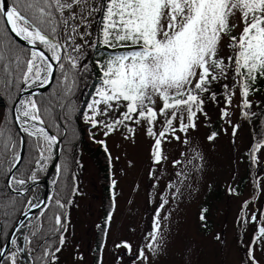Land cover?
<instances>
[{"label": "snow or ice", "instance_id": "snow-or-ice-1", "mask_svg": "<svg viewBox=\"0 0 264 264\" xmlns=\"http://www.w3.org/2000/svg\"><path fill=\"white\" fill-rule=\"evenodd\" d=\"M100 3L102 8L93 7L90 0H12L11 6L7 0L0 2V16L5 18L11 32L30 46L16 47L6 35L0 34V88L11 94L27 91L32 86L43 87L50 83L57 68L67 80L70 74L74 77L80 67V56H73L72 52L79 54L85 44L109 49L107 57L96 62L100 83L84 113L85 119L92 127L103 128L104 136L124 128L134 137L136 129L129 126L130 123L141 125L145 133L154 138L151 155L157 164L167 159L163 149L165 142L170 138L180 140L177 132L195 129L198 115L207 116L206 100L217 102L214 89L223 88L222 119L231 122L229 108L237 90L241 114L249 120L255 115L246 109L252 106L248 97L258 90L255 88L257 80L264 78V0H100ZM97 11L103 12L101 37L92 44L86 39L91 35L87 29L91 27L89 16ZM237 27L240 31L234 34ZM69 90L70 85H65L63 92L48 100L30 94L21 97L14 106L15 122L36 144L39 158L35 160V167L29 169L30 174L12 173L21 156L14 150L16 141L11 130L6 124H0V142L5 147V151L0 152V166L8 164L5 172L12 174L7 187L13 192L30 190L27 185L37 182L39 171L49 159L46 153H52L54 146H58V137L49 131L52 107L55 102L70 108V100L67 105L61 104ZM114 112L118 114L110 118ZM161 118L162 127L156 131ZM238 127L233 126V135ZM216 135L213 132L208 139L214 140ZM260 135L264 137V131ZM98 143L103 145L104 141ZM10 144L13 149L9 152ZM262 150L264 138L257 139L250 149L253 164L259 162L257 153L264 155ZM172 163L179 165L182 161ZM57 171H60L59 165ZM177 175L184 176L183 173ZM262 184L264 181L257 180L258 187ZM229 191L234 193L235 189ZM48 199L58 208L71 203L62 202L58 197ZM166 203L164 200L160 208ZM244 203L247 206L248 201ZM17 208L14 196L0 200L4 217L0 230L9 226ZM26 208L25 216L31 209H37L39 214L29 218L27 223L20 221L19 226L12 225L9 240L12 248L5 252L0 246V258L6 256L7 264H20L21 256L31 257L32 264H57V254L66 240L62 214L54 215V225L49 229L51 232L59 226L55 230L59 231L60 247H56L49 242V232L37 223L50 205L34 196L28 199ZM200 219L205 220L204 212ZM256 219L253 214L251 220ZM160 232L157 219L148 243L138 251L142 264L148 260L145 250L160 254ZM216 240L223 244L221 235H217ZM257 243L264 247V226L258 228L247 248L249 264H259L252 246ZM117 247L131 246L122 241Z\"/></svg>", "mask_w": 264, "mask_h": 264}, {"label": "rangeland", "instance_id": "rangeland-1", "mask_svg": "<svg viewBox=\"0 0 264 264\" xmlns=\"http://www.w3.org/2000/svg\"><path fill=\"white\" fill-rule=\"evenodd\" d=\"M90 4L93 7L101 5L100 0H90ZM97 14L98 11L89 16L91 27L87 31L91 35L86 39L92 44L96 40ZM81 31L85 29L81 28ZM239 31L240 27H237L234 34ZM110 51H98L96 62L106 58ZM71 54L80 56L78 69L83 76L81 83L86 85L94 75L91 47L85 44L79 54ZM99 83L100 80L97 86ZM260 84H264V78L257 80L255 88ZM214 90L217 91V102L206 100L204 111L207 116L198 115L195 129H189L187 133L177 132L180 140L170 138L165 142L163 149L167 159L158 164L153 162L151 155L154 138L149 137L141 125L130 123L129 126L136 129L134 137L124 128L104 136L103 128L87 126L84 122L82 129L90 130V134L77 140L75 133L62 126L61 136L55 134L63 145L62 149L60 146L62 170L56 178L62 180L64 164L71 157L74 183L64 223L66 240L57 254V264L93 263L98 223L106 206L101 158L96 156L95 159L93 155L98 141H104L110 153L115 181V204L99 264H142L138 251L148 243L157 219L162 237L161 252L153 255L145 250L148 260L143 264H249L247 248L258 228L264 226V184L257 186V180L264 181V155L257 153V164L252 163L249 155L257 139L264 138L260 135L264 131V94L250 93L248 99L252 106L246 111L255 115L249 120L241 114V98L237 90L229 108V123L220 116V109L225 107L223 88ZM94 93L95 90L89 103ZM87 111L88 107L84 113ZM117 114L112 113L110 118ZM162 123L163 118L157 123L156 131L161 129ZM234 125H239L236 135L232 134ZM213 132L217 135L210 141L208 136ZM35 153L36 160L39 158L37 149ZM46 155L49 159L44 165L45 170L52 153ZM59 155L58 165L61 161ZM174 160L182 163L173 165ZM230 188L235 192H230ZM164 200L167 203L160 208ZM245 201H248L247 206ZM202 212L205 214L203 221L200 219ZM253 214L257 217L255 221L251 220ZM217 235L222 236L223 244L217 242ZM122 241H127L131 247L118 248ZM252 246L259 264H264V247L259 243ZM56 247H60L58 242Z\"/></svg>", "mask_w": 264, "mask_h": 264}, {"label": "trees", "instance_id": "trees-1", "mask_svg": "<svg viewBox=\"0 0 264 264\" xmlns=\"http://www.w3.org/2000/svg\"><path fill=\"white\" fill-rule=\"evenodd\" d=\"M9 2L12 4V0H9ZM100 7L102 8L103 5L101 4ZM103 21V12L98 11L96 23H95V37L96 41L101 37V24ZM0 34L6 35L7 39L16 47H23L28 48L25 45L20 44L15 39H13L5 26L3 17L0 16ZM105 50L110 51L109 49H105L101 46L91 47L92 56L90 57L91 61H93V73L94 75L90 79L89 82H87L86 85H83L81 83V79H83L82 73L79 69L76 70V74L73 77L71 74L67 80H65L64 76L61 75L59 69L57 68L55 71L54 79L50 85V87L37 95H35V98L41 99V100H48L49 98L56 97V94L58 92H63L65 85H70V90L66 93L67 98L61 99V104L67 105L69 100L71 101V107L65 108L61 107L59 104L53 103L52 107V119H51V126L49 127L53 133L57 134L59 137L61 136V128L62 126H66L70 129L72 133H75L76 140L84 137L87 133L90 134L89 131H85L82 129L83 126H85V123L87 126L90 125V123L84 121L83 119V113L84 110L87 107V104L89 103L90 97L93 94L97 83L100 80V69L97 66L95 54L98 51ZM83 86V88L81 87ZM85 86V87H84ZM81 87L82 91L79 94V98H77L78 90ZM257 91H254L252 93H262L264 94V84H260ZM17 92L13 91L11 94L7 92V90H4L0 88V107L3 108V113L0 115V124H6L8 128L11 130V134L14 137L16 143L14 145L15 152L18 151L19 147V138L18 134L16 132L15 126L13 124L12 116H11V110L10 106L13 101V97H15ZM264 110V105H263ZM70 117V119L68 118ZM85 122V123H84ZM63 139V137H62ZM61 139V140H62ZM25 145L26 150L24 157L21 161V163L18 165L14 173L19 175L20 173L24 174H30L29 169L35 167V155H36V144L34 141V138L29 137L25 134ZM97 147L94 149V158L96 156H99L101 158V172L103 173L104 178V195L106 199V206L103 211V215L101 217L100 222L98 223V241L95 243L94 246V260L92 264H99L101 260V252H102V246L105 241L106 232L108 229V226L110 224L111 213L113 211V206L115 204V185L113 186V168H112V160L110 157V153L107 149L105 151V144H100L96 142ZM61 149L63 145L61 144ZM13 149V145H8L7 150L10 152ZM61 149H60V155L59 159V166L60 171L62 170L61 164L63 165V159H61ZM5 151V147L2 142H0V152ZM96 152V154H95ZM102 154V155H101ZM68 159V158H67ZM8 167V164L5 163L4 165L0 166V200H2L5 197L12 196L9 194L5 188H4V177L6 175L5 169ZM45 169L42 171H39L38 175H41L44 173ZM59 171V172H60ZM74 165H73V159L69 157V160L64 164V177L62 180L59 178H56L54 183V189L52 197H58L64 201H69V196L72 193L73 189V183H74ZM59 174V173H58ZM18 202V208L13 213V218L18 215L27 199V195H14ZM50 209H45V215L41 218V221H38L37 223H40V226L44 229L45 232H49V229L51 226L54 225V215L56 214H62V222L65 223L68 203L65 204L64 208H58L53 200L49 201ZM11 218V220L13 219ZM4 219L2 215V211H0V221ZM59 226H55V228L49 232V242L54 244V246L57 245L58 242V236L59 231H56L55 229H58ZM6 229L4 228L0 230V244L3 243L5 238ZM28 231V230H27ZM39 252H36L35 255L39 256ZM1 264H7V257L5 256L2 259Z\"/></svg>", "mask_w": 264, "mask_h": 264}, {"label": "water", "instance_id": "water-1", "mask_svg": "<svg viewBox=\"0 0 264 264\" xmlns=\"http://www.w3.org/2000/svg\"><path fill=\"white\" fill-rule=\"evenodd\" d=\"M0 2H3V0H0ZM8 2V5L11 6L12 4L9 2V0H7ZM3 20H4V23H5V26H6V29L9 33V35L15 39L17 42H19L20 44L22 45H25L27 47H30L29 45H27V43L25 41H23L22 39H20L19 37H16L14 33L11 32V29L10 27L6 24V20L5 18L3 17ZM56 71V70H55ZM55 71L53 73V76L50 80V83L48 85H44L43 87H40V86H32V87H28L27 88V91H21V92H17L16 95H15V98L13 99L12 103H11V106H10V110H11V116H12V120H13V123H14V126H15V129H16V132L18 134V138H19V147H18V153L20 154L21 156V161L24 157V154H25V133L21 130V125L17 124L15 122V105L18 103V100L21 98V97H27L29 96L30 94H39L43 91H45L46 89L49 88V86L51 85L53 79H54V76H55ZM21 87H27L25 85H21ZM50 134H53L55 135V133H53L50 129ZM59 140V144L58 146H54L53 148V151H52V156H51V160L48 164V166L46 167V170L45 172L42 174V175H39L38 176V180L37 182H35V184H32L31 182L27 185V187L30 188L29 191L25 192V193H15L13 192L11 189H9L7 187V181L10 177V175L12 173H14V171L16 170V168L18 167V165L20 163L17 164V167L15 169H12V173H7L6 176H5V179H4V185H5V188L7 190V192L11 195H27V199L20 211V213L11 220V223L9 224V226L7 227L6 229V234H5V238H4V241L3 243L0 244V246H2L5 250V252H8V250L10 249V244H9V240L11 239V233L13 231V227L12 225H16V226H19V222L20 221H24L25 223H27L28 219L35 216V215H38V210L37 209H31V211L28 213V216H25L23 213L28 211L27 208H26V205L28 203V199H31L32 197L34 196H38L40 199L44 200L46 203L49 204V197H52V194H53V189H54V183H55V180H56V177H57V165H58V155H59V151H60V138H58ZM20 161V162H21ZM25 233H27V228L24 229ZM2 259L3 258H0V264L2 262ZM20 264H24L25 262L27 264H32L31 263V257H24V256H21L20 258Z\"/></svg>", "mask_w": 264, "mask_h": 264}, {"label": "bare ground", "instance_id": "bare-ground-1", "mask_svg": "<svg viewBox=\"0 0 264 264\" xmlns=\"http://www.w3.org/2000/svg\"><path fill=\"white\" fill-rule=\"evenodd\" d=\"M92 62V61H91ZM10 248H12V246H10Z\"/></svg>", "mask_w": 264, "mask_h": 264}, {"label": "flooded vegetation", "instance_id": "flooded-vegetation-1", "mask_svg": "<svg viewBox=\"0 0 264 264\" xmlns=\"http://www.w3.org/2000/svg\"><path fill=\"white\" fill-rule=\"evenodd\" d=\"M12 196H14V195H12Z\"/></svg>", "mask_w": 264, "mask_h": 264}]
</instances>
